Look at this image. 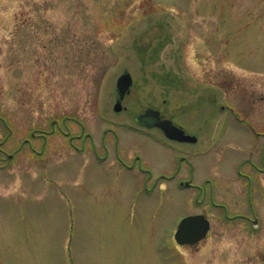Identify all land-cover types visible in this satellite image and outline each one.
I'll use <instances>...</instances> for the list:
<instances>
[{
	"label": "rangeland",
	"instance_id": "obj_1",
	"mask_svg": "<svg viewBox=\"0 0 264 264\" xmlns=\"http://www.w3.org/2000/svg\"><path fill=\"white\" fill-rule=\"evenodd\" d=\"M242 93L264 96V0H0V264H264V139L221 128L225 101L264 133V101ZM146 108L197 142L135 131ZM176 148L197 187L173 181ZM115 151L154 189L139 196ZM190 214L208 235L177 246Z\"/></svg>",
	"mask_w": 264,
	"mask_h": 264
},
{
	"label": "flooded vegetation",
	"instance_id": "obj_2",
	"mask_svg": "<svg viewBox=\"0 0 264 264\" xmlns=\"http://www.w3.org/2000/svg\"><path fill=\"white\" fill-rule=\"evenodd\" d=\"M242 95H243V93H242ZM241 95V96H242ZM246 95V94H245ZM252 95H254V94H252ZM251 95V96H252ZM244 96V95H243ZM250 97V96H249ZM258 99H256V100H253V97H251V99L250 98H248L247 96H244V98L242 99V101L244 100V99H246L247 100V105H248V108H250V109H253L254 107H255V105H254V103L256 102V103H260V101H264V96H262V97H257ZM248 101H251L250 103H248ZM258 101V102H257ZM220 109L221 110H224V111H230L229 113H231L232 114V116L230 117V116H228L229 118H226V119H224V121H223V123H222V126H221V128H222V130L224 131V128H226V127H228V126H232L233 124H231V123H236V124H238V125H242L245 129H246V131H250L251 133H253V135L257 138V139H260L261 137H263V139H264V133H262V132H257L256 130H254V128L250 125V124H248V123H246V124H242V122L241 121H237V120H235V118H236V116H234V113H233V109L231 108V107H229L228 105H227V103L224 101V104H222L221 106H220ZM246 113H249V111L248 112H246ZM160 115H161V113H160ZM161 118L162 119H167L166 117H163L162 115H161ZM230 118H234V120L233 119H230ZM230 119V120H229ZM173 123V122H172ZM175 126H177V127H179V128H181L184 132H185V134H187V135H192V136H195L196 137V141L194 142V143H180V142H175V141H171V140H168L167 138H165V136L163 135V133H162V131L161 130H159V129H157V128H152V129H146V128H142V127H139V128H135V131H138V132H142V134H144V135H146V133H148V132H151V131H157L158 133H160V135L162 136V138H160L161 139V141L163 142H165V143H167L166 145H164V146H166L168 149H173V147L172 146H170V144H177V145H191V144H195L196 142H197V140H198V138H197V135L196 134H194V133H189L185 128H183L181 125H178V124H175V123H173ZM236 126V125H235ZM105 133V132H104ZM103 133V134H104ZM117 137L115 136V139H116ZM159 138V137H158ZM72 140V138H70V141ZM100 141H97V143H96V141H92V145H91V149H92V151L91 152H93V155H94V157L98 160V162L99 163H104L105 162V160H106V156L108 155V153H109V151H108V149H109V143L105 140V136H102L100 139H99ZM161 141H159V139L157 140V143H159V142H161ZM96 145H100V147H101V150H103L104 151V154L103 155H100V153L98 152V149H97V146ZM114 146H115V150H117V149H119L118 148V142H117V140H114ZM176 150L177 151H175V150H173V152L175 153V164H176V166L174 167V169H173V172H172V179H173V181L174 180H177L178 181V185L180 186V187H182V186H185V182H187V183H189V185L188 186H185L186 188H194V187H197L196 185H194V184H191V178L189 177L188 178V180H179V175H180V173H181V170L184 172V173H186V172H190L191 171V164H190V162L187 160V158L185 157V155H182V153H180V151L176 148ZM76 151H78V152H83V149H78V148H76ZM115 153V160H116V162L118 163V165H120L121 166V168L124 170V169H126V170H129V171H136L135 172V174L137 173V175L139 176V174H140V176H139V181H136V186H138L139 187V193H141V195H139V196H142L144 193H146V192H148L149 190H152V189H154V183H152V185H150V187L148 186V182H149V180H152V174L146 169V168H144L143 167V165H142V163H141V161H140V157L138 156V155H136L133 159H132V163H130V164H128L127 162H125L122 158H121V156L118 154V152H114ZM262 154H264V151H263V153ZM133 161H135V162H133ZM183 161H186V163L188 164V166H187V168H181V164L183 163ZM186 171V172H185ZM134 173V172H133ZM136 175V176H137ZM187 175V174H186ZM135 184V183H134ZM199 188V187H198ZM199 190H202L201 188H199Z\"/></svg>",
	"mask_w": 264,
	"mask_h": 264
},
{
	"label": "water",
	"instance_id": "obj_3",
	"mask_svg": "<svg viewBox=\"0 0 264 264\" xmlns=\"http://www.w3.org/2000/svg\"><path fill=\"white\" fill-rule=\"evenodd\" d=\"M132 84L129 73H123L116 81L117 101L113 107L115 112L121 110V100L128 93ZM135 122L145 128H158L164 136L177 142L194 143V136L187 135L175 126L170 120L162 119L158 111L146 109L135 117ZM187 185V184H186ZM256 221H254L255 223ZM209 230V222L203 215H192L183 218L177 225L173 235L175 242L180 246H193L206 238Z\"/></svg>",
	"mask_w": 264,
	"mask_h": 264
}]
</instances>
